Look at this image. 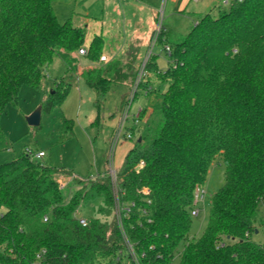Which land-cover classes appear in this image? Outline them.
Returning a JSON list of instances; mask_svg holds the SVG:
<instances>
[{
    "label": "trees",
    "instance_id": "1",
    "mask_svg": "<svg viewBox=\"0 0 264 264\" xmlns=\"http://www.w3.org/2000/svg\"><path fill=\"white\" fill-rule=\"evenodd\" d=\"M55 1L0 0V119L23 86L43 88L56 57L103 56V36L86 50V30L72 17L61 23ZM172 58L160 126L150 143L134 141L116 178L74 176L65 203L55 176L73 171L27 152L0 165V264H175L177 253L179 264H264V244L252 238L264 204V0L208 13ZM83 77L100 109L114 82L98 68ZM56 85L42 112L68 97L70 86ZM5 143L0 124V150ZM219 155L225 185L193 236L196 192ZM95 200L84 226L76 214Z\"/></svg>",
    "mask_w": 264,
    "mask_h": 264
},
{
    "label": "rangeland",
    "instance_id": "2",
    "mask_svg": "<svg viewBox=\"0 0 264 264\" xmlns=\"http://www.w3.org/2000/svg\"><path fill=\"white\" fill-rule=\"evenodd\" d=\"M234 1L140 0L135 3L133 0H56L53 6L58 20L63 23L72 17L75 25L86 30V50L96 35H103V52L108 61H94L80 51L70 55L68 63L56 57L42 89L23 86L18 102L10 105L0 119L6 135V143L0 150V165L14 160L27 149L35 153L44 151L46 157L41 160L74 173L55 176L63 187L65 203L77 189L74 176L84 180L96 179L106 172L117 171L134 141L143 137L150 143L154 131L160 126L162 95L170 85L169 80L161 77L174 66L173 58L165 50L166 45L173 49L187 37L197 20L208 13L216 14L228 8ZM141 3L155 7L158 12L152 30L147 25L150 15L147 11L138 19L126 17V14L131 15L132 11L139 9L136 7ZM140 18L144 24L139 23ZM160 21L166 31L154 44V33ZM137 36L142 41H136ZM94 68L100 69L114 82L100 109L96 105L97 92L87 85L83 77L84 72ZM61 81L70 86L64 103L50 113L42 112L40 126L29 125L27 118L47 102L53 90L57 89L56 82ZM141 110L144 114L138 118ZM127 112L128 118L124 121ZM66 120L71 121L72 129L66 126ZM129 134L132 139L128 138ZM225 181V165L219 155L212 162L201 189L203 198L195 207L199 214H193V236L203 234L212 197L225 185ZM100 203V200H95L82 205L77 217L86 220L94 217ZM258 219V230L252 238L264 244V204L260 207ZM179 262L177 253L175 264Z\"/></svg>",
    "mask_w": 264,
    "mask_h": 264
},
{
    "label": "built area",
    "instance_id": "3",
    "mask_svg": "<svg viewBox=\"0 0 264 264\" xmlns=\"http://www.w3.org/2000/svg\"><path fill=\"white\" fill-rule=\"evenodd\" d=\"M165 31H166V29L163 28V26H162V21H160V22H159V25H158V28H157L156 32L154 33V37H155L154 44H155L157 41H159V39L161 38L162 34H163ZM165 50L167 51L169 57L172 58V53H173V49H172V47H171L170 45H166ZM80 53H81V54H86L85 51H80ZM102 60H106V57H102V58H101V61H102ZM173 62H174V60H173ZM174 65H175V62H174ZM141 76H142V74H141ZM141 76H140V78H141ZM139 80H140V79H139ZM127 118H128V112H127V114H126V116H125L124 121H125ZM124 121H123V123H122V127H121V128H123ZM121 130H122V129H121ZM132 137H133V136H132L131 134L128 135V138H129V139H132ZM117 140H118V138H117ZM26 152H27L28 155H31V156H33V157H35V158H37V159H41V158L46 157V153H45L44 151H38L37 153H35V152H33L31 149H27ZM141 165H143V163H141ZM111 175L113 176V178H116V171L113 170V171L111 172ZM202 198H203V196H202V194H201V190L198 189L197 192H196L195 203H196V204L199 203L200 200H202ZM193 214L198 215V214H199V210L194 211ZM81 223H82L84 226H86V225H87V221H86V219H81Z\"/></svg>",
    "mask_w": 264,
    "mask_h": 264
},
{
    "label": "crops",
    "instance_id": "4",
    "mask_svg": "<svg viewBox=\"0 0 264 264\" xmlns=\"http://www.w3.org/2000/svg\"><path fill=\"white\" fill-rule=\"evenodd\" d=\"M122 1H125V2H129V1H131V0H122ZM135 3H137L138 1H140V0H133ZM138 7H136V8H139V9H137V10H134V11H132V13H131V15H130V13H129V15L128 14H126V17H128L129 18V16L130 17H132V18H135V19H138L139 18V16H140V14L141 13H146V11H147V13H149L150 15L148 16V18H147V25H148V28L149 29H153L152 27L154 26L153 24V21L154 20H156L157 18H156V13L158 14V12H157V10H156V8L155 7H152V6H149V5H147V4H143V3H141V5H137ZM153 19V20H152ZM152 20V21H151ZM140 22V24L141 23H145V22H142V19L140 18V20H139ZM134 34L136 35L137 34V31H136V29L134 30ZM103 36V35H102ZM138 40H136V41H142V40H139V38H138V36L136 37ZM105 41V40H104ZM104 45H105V42H104ZM104 51V50H103ZM104 53V52H103ZM103 57H106V60L105 61H103V62H107L108 61V57H107V55L104 53L103 54ZM101 61V60H100ZM102 62V61H101ZM141 112H143V110H141L140 111V113ZM140 113L138 114V118H140Z\"/></svg>",
    "mask_w": 264,
    "mask_h": 264
},
{
    "label": "water",
    "instance_id": "5",
    "mask_svg": "<svg viewBox=\"0 0 264 264\" xmlns=\"http://www.w3.org/2000/svg\"><path fill=\"white\" fill-rule=\"evenodd\" d=\"M41 119H42V108L40 107L27 118V121L29 125L38 127L41 125Z\"/></svg>",
    "mask_w": 264,
    "mask_h": 264
}]
</instances>
